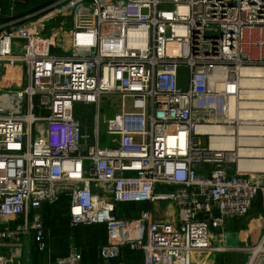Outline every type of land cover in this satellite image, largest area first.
Masks as SVG:
<instances>
[{
	"label": "built area",
	"instance_id": "built-area-1",
	"mask_svg": "<svg viewBox=\"0 0 264 264\" xmlns=\"http://www.w3.org/2000/svg\"><path fill=\"white\" fill-rule=\"evenodd\" d=\"M1 16L0 264H18L29 235L47 248L41 208L62 196L70 227L104 225L102 259L127 250L149 264H189L199 251L241 250L264 264V234L244 249L212 243L226 219L264 207V164L241 168L233 141L240 127L264 124V108L240 113L242 98L264 100V0H55ZM62 16L69 49L52 51L61 41L44 22ZM11 67L24 69L22 82L5 79ZM103 94L119 95L120 110L101 119ZM78 104L95 106L90 127ZM160 201L172 218L117 209ZM80 261L77 245L54 260Z\"/></svg>",
	"mask_w": 264,
	"mask_h": 264
},
{
	"label": "crops",
	"instance_id": "crops-1",
	"mask_svg": "<svg viewBox=\"0 0 264 264\" xmlns=\"http://www.w3.org/2000/svg\"><path fill=\"white\" fill-rule=\"evenodd\" d=\"M0 10L2 12L1 23L14 17L15 12L10 9L9 0H0ZM20 43H18L19 45ZM24 69L22 67H11L6 74L7 81L22 82ZM25 82V81H24ZM168 186H156V191L168 190ZM64 206L63 222H58L50 217L54 204L42 206V214L45 224L49 227V237L47 248L38 251L33 241V236L29 235L23 239V245L19 251L18 264H55L56 256L64 255L68 252L69 246L66 242L69 239L68 222V197L62 196L59 201ZM56 202V203H57ZM118 208V207H117ZM141 209H148L157 213V217L172 218L175 212L174 206L165 201L151 203L141 202L139 204H124L121 213L134 216ZM5 223L0 218V226ZM54 224V225H53ZM75 228V229H74ZM73 238L80 246V264H149L147 256L138 255L125 250L121 258L106 260L99 256V246L106 241V231L104 225H79L74 227ZM67 231V235L64 232ZM264 234V207L260 202H256L249 213L239 219H226L222 228L214 229L213 244H223L233 249H244L255 245ZM249 254L243 251L230 250L221 253L199 251L191 256L189 264H248Z\"/></svg>",
	"mask_w": 264,
	"mask_h": 264
},
{
	"label": "rangeland",
	"instance_id": "rangeland-1",
	"mask_svg": "<svg viewBox=\"0 0 264 264\" xmlns=\"http://www.w3.org/2000/svg\"><path fill=\"white\" fill-rule=\"evenodd\" d=\"M22 2H17L14 3L12 11L15 12L14 18H22L24 16L28 17L31 13L35 12L34 10H31L32 7H36V9L40 8H45L48 5L52 4L55 2V0H21ZM36 18L38 17L37 15H34L33 17ZM51 29L52 27H54ZM69 27V20L68 17L62 16L59 18H52L49 19L48 22H44V35L45 36H53L56 39V42H60L59 48H52V51H57V52H66L68 51V44L64 40V37L66 35V32ZM62 38V39H61ZM61 39V40H60ZM120 110V97L117 94H103L100 97L99 100V114L100 118L102 119L103 117H111L115 113H117ZM95 111V106L94 105H83V104H78L76 106L75 110V116L78 118L80 122H82L85 125H88L90 127L91 125V118L92 114ZM103 125H101V135H100V142L103 143L106 139V136L104 135L105 133L103 132ZM203 168V167H202ZM202 170V169H199ZM123 203H119L117 205V209H122L123 208ZM55 207L51 209L50 217L55 218L56 221L58 222H63L66 219H63V212H64V206L62 205V202H57L54 205ZM54 225V224H53ZM77 227V226H76ZM74 228V227H73ZM71 231H69V234L67 231L64 232V234L69 235V239L66 240L68 243V246L70 247L71 245H77L78 248L80 249V246L77 244V242L73 238V232L74 229L72 227H69Z\"/></svg>",
	"mask_w": 264,
	"mask_h": 264
},
{
	"label": "bare ground",
	"instance_id": "bare-ground-1",
	"mask_svg": "<svg viewBox=\"0 0 264 264\" xmlns=\"http://www.w3.org/2000/svg\"><path fill=\"white\" fill-rule=\"evenodd\" d=\"M248 72L249 71L242 69V75H247ZM252 73L256 74L257 70L253 71ZM240 103L244 108L240 111L241 115L250 114L252 117L257 118L261 115L260 110L264 108V100L255 101L250 97L242 98ZM253 125V127L249 128L240 127L239 135L234 137L233 140L234 142L238 141L240 167L248 168L250 171L261 169L264 164V160L260 159V157H264V124L255 121ZM211 129L218 131L222 129V127H215ZM229 142L231 145L232 138H230Z\"/></svg>",
	"mask_w": 264,
	"mask_h": 264
},
{
	"label": "trees",
	"instance_id": "trees-1",
	"mask_svg": "<svg viewBox=\"0 0 264 264\" xmlns=\"http://www.w3.org/2000/svg\"><path fill=\"white\" fill-rule=\"evenodd\" d=\"M31 10H34V11H35V10H38V9H36V7H32V9H31Z\"/></svg>",
	"mask_w": 264,
	"mask_h": 264
}]
</instances>
